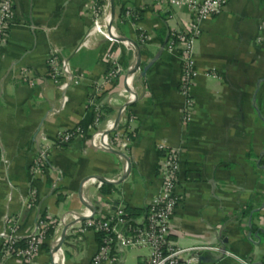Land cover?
<instances>
[{"label": "crops", "instance_id": "obj_1", "mask_svg": "<svg viewBox=\"0 0 264 264\" xmlns=\"http://www.w3.org/2000/svg\"><path fill=\"white\" fill-rule=\"evenodd\" d=\"M112 1L110 26L122 43L111 44L99 32L82 46L99 18L92 4L101 8L103 1L13 0L14 19L0 55V232L9 218L23 240L39 217L82 220L90 210L101 216L118 208L145 211L159 191L156 146L163 143L178 152L177 192L183 196L171 219L170 242L217 247L264 264V0H226L222 12L201 25L189 124L181 120L179 59L165 49L171 31L187 24L186 10L156 11L153 0ZM120 9L137 20L120 17ZM116 51L120 75L101 101L104 121H118L123 108L132 114L125 153L91 149L86 107L106 71V54ZM50 53L83 74V85L65 92L53 86L46 76ZM78 126L80 137L56 144V132ZM39 154L46 159L43 174L32 177L28 167ZM29 195L33 202L26 208ZM52 244L58 245L56 264H90L98 248L94 233L77 235L66 224L51 232L29 264L51 263ZM148 257V249L128 248L115 264H146ZM0 264L23 263L0 257ZM196 264L237 263L204 252Z\"/></svg>", "mask_w": 264, "mask_h": 264}, {"label": "built area", "instance_id": "obj_2", "mask_svg": "<svg viewBox=\"0 0 264 264\" xmlns=\"http://www.w3.org/2000/svg\"><path fill=\"white\" fill-rule=\"evenodd\" d=\"M108 2L110 0H101ZM226 0H153L152 6L156 11L164 8H184L188 14V22L182 29L171 31L165 49L174 52L179 59L180 74L178 79V92L183 100L181 118L184 124L191 122L194 102L191 88L197 76L193 60V49L201 35V25L209 19L218 16L225 7ZM13 0H0V55L7 41L10 25L14 19ZM93 14L99 15L83 41L85 46L89 36L103 32L109 38L111 44H120V37L110 26V12L104 14L103 7L98 8L92 4ZM124 17L137 20L138 15L126 10ZM144 41L143 37H140ZM106 71L100 81L94 87V91L88 96L86 107L92 114L90 145L94 151L103 149L125 153L132 139L133 117L125 108L121 110L118 121H104V105L101 97L109 84H113L120 75L118 66V52H110L105 56ZM46 76L59 91L65 92L69 88L83 85V74L73 72L66 61H60L53 53L46 59ZM215 79L214 73L206 75ZM128 102L133 101V93L127 95ZM66 102L62 98V106ZM83 134L81 127L70 130L58 131L55 134L57 145L66 146ZM158 151L157 171L161 183L157 195L146 208L145 216L134 227L127 226L124 219L123 208H118L109 216L95 214L93 210L87 212L84 219L76 216H64L60 221L47 217H39L32 234L23 239L18 237L19 226L14 219H7L4 229L0 232V257L14 258L23 264H29L48 242V233L56 231L60 226L68 225L77 235L87 232L101 234L103 236L98 245L97 252L92 257L90 264H115L118 256L128 248H145L149 251L146 264H196L199 255L204 252H215L233 259L237 264H250L238 259L226 251L217 247L193 246L178 248L169 240L170 223L174 213L181 206L183 196L177 192L178 175L180 169L178 152L163 144H157ZM45 156L39 154L28 167L29 174L42 175L45 167ZM101 186V182L96 183ZM33 196L29 195L25 200V207H31ZM56 243L58 240L55 241ZM21 244V245H20ZM56 245L52 244L49 264H56Z\"/></svg>", "mask_w": 264, "mask_h": 264}, {"label": "trees", "instance_id": "obj_3", "mask_svg": "<svg viewBox=\"0 0 264 264\" xmlns=\"http://www.w3.org/2000/svg\"><path fill=\"white\" fill-rule=\"evenodd\" d=\"M125 12H126V9H120L119 16L120 17H124ZM106 187L107 186L103 185L102 189L103 188H106ZM123 212L125 214L124 219L127 222V226L134 227V225H136L135 220L137 218H139L141 215H144L145 216L146 210L145 211L144 210L143 211H139V210H134V209L123 208ZM95 235H96V239H97V242H98V245H99L101 243V240H102L103 236L101 234H95ZM50 236H51V232L48 233V237L49 238H50ZM20 242L22 243L23 240L20 241Z\"/></svg>", "mask_w": 264, "mask_h": 264}, {"label": "water", "instance_id": "obj_4", "mask_svg": "<svg viewBox=\"0 0 264 264\" xmlns=\"http://www.w3.org/2000/svg\"><path fill=\"white\" fill-rule=\"evenodd\" d=\"M110 8H111L110 16H111V20H112V18L114 16V4H113L112 0H110ZM120 41H122V39H120ZM116 122H117V120H116ZM57 248H58V245L55 247V249H53V252L56 251Z\"/></svg>", "mask_w": 264, "mask_h": 264}, {"label": "rangeland", "instance_id": "obj_5", "mask_svg": "<svg viewBox=\"0 0 264 264\" xmlns=\"http://www.w3.org/2000/svg\"><path fill=\"white\" fill-rule=\"evenodd\" d=\"M102 4L103 5H105L104 7H103V9H104V14H108L110 11H109V9H108V4H107V2H105V1H103L102 2ZM97 16H99V15H97ZM100 19H96V21H99ZM193 98V97H192ZM183 101V100H182ZM193 102H194V100H193ZM183 106V105H182ZM181 120H182V118H181Z\"/></svg>", "mask_w": 264, "mask_h": 264}]
</instances>
